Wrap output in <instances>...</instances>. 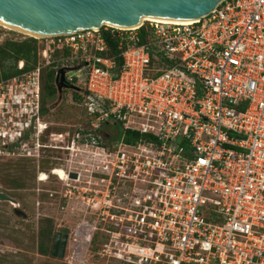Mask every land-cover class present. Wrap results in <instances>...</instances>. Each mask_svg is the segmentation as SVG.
I'll return each mask as SVG.
<instances>
[{
    "label": "built area",
    "instance_id": "1",
    "mask_svg": "<svg viewBox=\"0 0 264 264\" xmlns=\"http://www.w3.org/2000/svg\"><path fill=\"white\" fill-rule=\"evenodd\" d=\"M48 38L42 56L68 51L58 67L85 118L56 134L106 188L71 264H264V0H222L186 24ZM35 96L30 117L38 86ZM110 120L140 137L113 138Z\"/></svg>",
    "mask_w": 264,
    "mask_h": 264
},
{
    "label": "rangeland",
    "instance_id": "2",
    "mask_svg": "<svg viewBox=\"0 0 264 264\" xmlns=\"http://www.w3.org/2000/svg\"><path fill=\"white\" fill-rule=\"evenodd\" d=\"M29 38H34L38 45L36 68L18 74L0 87V191L16 200L0 201V264H71L75 243L81 238L82 221L97 215V209L90 205L101 199L96 191L105 192L106 188L98 179L90 180L88 170L93 166L82 165L81 152L63 146L70 139L65 137L61 141L56 134L74 130L85 118L79 101L73 98L74 89L62 90L53 98L44 96L45 74L59 68V57L54 56L47 63L42 56L41 50L49 38L0 24V44ZM1 66L12 68L13 64L8 60ZM69 72L75 74L77 70ZM36 86L39 105L46 106L47 111L39 112L29 136L16 142L18 125L26 124L34 110ZM104 130L116 138L122 129L110 120ZM14 206L25 216L17 214ZM48 229L51 237L55 233L66 235L59 255L52 256L48 248L47 252L39 248L40 232Z\"/></svg>",
    "mask_w": 264,
    "mask_h": 264
},
{
    "label": "water",
    "instance_id": "3",
    "mask_svg": "<svg viewBox=\"0 0 264 264\" xmlns=\"http://www.w3.org/2000/svg\"><path fill=\"white\" fill-rule=\"evenodd\" d=\"M222 0H0V21L4 24L44 37L67 34L78 29L100 28L103 25L132 28L141 25L144 17L155 19H199L213 11ZM84 64L68 68L79 69ZM64 68L56 72L58 92L65 83ZM0 201L16 203L0 191ZM14 206L21 216L25 213ZM67 232V229L63 230ZM65 240L63 239L62 245Z\"/></svg>",
    "mask_w": 264,
    "mask_h": 264
},
{
    "label": "trees",
    "instance_id": "4",
    "mask_svg": "<svg viewBox=\"0 0 264 264\" xmlns=\"http://www.w3.org/2000/svg\"><path fill=\"white\" fill-rule=\"evenodd\" d=\"M105 33V32H104ZM141 33V40L139 43H143L145 41V28L142 27L140 29ZM107 34V32L105 33ZM35 37V36H34ZM107 43L109 46V50L104 53L103 55L108 57H114L115 61L117 63L116 71H118L121 67L122 60L118 56L119 50L117 47V41L115 39H110L108 36ZM68 51H65L64 54H60L59 52H55L52 54L51 58L54 56L61 57V55H67ZM38 55V45L36 44V40L34 38H29L28 40L16 42L15 40H6L4 43L0 44V63H5V61H12L13 67L12 68H3L1 66L0 73L2 78L7 79L11 78L15 75L24 73L29 70H34L38 64L37 60ZM54 60V59H53ZM19 61L24 62L23 68H18L16 65ZM56 72L57 70L53 69L45 74L44 77V89H45V98H53L57 93V82H56ZM73 98L75 100H79L80 94L77 91L73 92ZM47 111L46 106L40 107V112L43 114ZM122 129V127L120 126ZM122 135L125 136L126 141H134L140 137V133L136 130H121V133L116 138H120ZM40 243L39 248L47 252L51 249L52 240L54 237H51V229H48L47 231L41 230L40 232Z\"/></svg>",
    "mask_w": 264,
    "mask_h": 264
},
{
    "label": "flooded vegetation",
    "instance_id": "5",
    "mask_svg": "<svg viewBox=\"0 0 264 264\" xmlns=\"http://www.w3.org/2000/svg\"><path fill=\"white\" fill-rule=\"evenodd\" d=\"M18 77V75L16 76H13L11 78H7V79H4L2 78L1 76V73H0V87L2 88V84H7L11 79H14ZM62 90H70V88L68 87H63ZM30 133H27V135H25V137L29 136ZM61 141H64V140H61ZM63 239L66 240V235L63 234V233H55L54 234V237H53V240H52V244H51V249H50V255L54 256L56 254H61V245H62V242H63Z\"/></svg>",
    "mask_w": 264,
    "mask_h": 264
},
{
    "label": "bare ground",
    "instance_id": "6",
    "mask_svg": "<svg viewBox=\"0 0 264 264\" xmlns=\"http://www.w3.org/2000/svg\"><path fill=\"white\" fill-rule=\"evenodd\" d=\"M157 20L159 22H170V23H178V24H186V23H190V22H193L194 20H197V19H185V20H173V19H155V18H151V17H144L142 18L141 20V24L144 20ZM0 24L1 25H5V26H8V27H11V28H14L12 26H9L7 24H4L3 22L0 21ZM14 29H17V28H14ZM17 30H20V31H24V30H21V29H17ZM27 32V31H25ZM30 34H34V35H37V36H44L42 34H39V33H31V32H28Z\"/></svg>",
    "mask_w": 264,
    "mask_h": 264
},
{
    "label": "clouds",
    "instance_id": "7",
    "mask_svg": "<svg viewBox=\"0 0 264 264\" xmlns=\"http://www.w3.org/2000/svg\"><path fill=\"white\" fill-rule=\"evenodd\" d=\"M35 116H32V117H29V121L26 123V124H21V125H18L20 126V129H19V135L17 136V140L16 142L18 141H21L25 135H27V133H30L31 132V129L34 127L35 128V125H34V122H35ZM38 118V116L36 117ZM21 130V132H20ZM24 131V132H22Z\"/></svg>",
    "mask_w": 264,
    "mask_h": 264
}]
</instances>
